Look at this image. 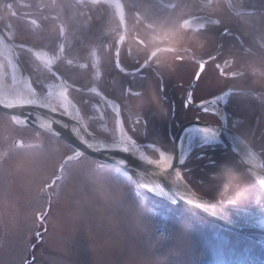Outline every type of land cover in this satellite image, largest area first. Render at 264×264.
<instances>
[{"label": "flooded vegetation", "instance_id": "1", "mask_svg": "<svg viewBox=\"0 0 264 264\" xmlns=\"http://www.w3.org/2000/svg\"><path fill=\"white\" fill-rule=\"evenodd\" d=\"M0 26L47 51L64 82L95 89L83 101L115 103L150 153H172L192 122L212 129L217 141L195 145L180 169L216 193L230 165L263 192L248 185L242 197L264 208V174L254 180L227 148L264 169V0H0ZM45 79L58 82L52 72Z\"/></svg>", "mask_w": 264, "mask_h": 264}, {"label": "rangeland", "instance_id": "2", "mask_svg": "<svg viewBox=\"0 0 264 264\" xmlns=\"http://www.w3.org/2000/svg\"><path fill=\"white\" fill-rule=\"evenodd\" d=\"M45 84L36 83L46 90ZM53 99L60 112L65 109L58 98ZM84 103L89 113L83 121L95 134L118 137L111 111L105 117L94 100L85 97ZM137 104L144 108L143 102ZM14 139L21 142L20 147L12 145ZM198 144L187 145L185 155ZM143 150L141 158L160 159V151ZM70 156L65 144L18 127L0 114V264H264L253 250L238 249V239L205 242L206 236L193 228L149 210L111 169L95 170L85 158L68 160ZM194 177L190 183L195 191L217 203V192H209ZM171 180L176 184L174 177ZM247 187L259 196L263 193L250 181ZM253 200L241 196L232 208L256 209L257 200ZM35 212L42 213L41 233L36 231ZM31 237H36L33 251Z\"/></svg>", "mask_w": 264, "mask_h": 264}, {"label": "water", "instance_id": "3", "mask_svg": "<svg viewBox=\"0 0 264 264\" xmlns=\"http://www.w3.org/2000/svg\"><path fill=\"white\" fill-rule=\"evenodd\" d=\"M0 40L6 45H9L12 50V57L15 64L19 67L21 74L22 69L13 52L14 43L5 35L0 28ZM0 112L7 114L12 120H17L23 125L45 132L48 135L54 136L69 146L75 148L79 152L97 158L100 161L118 166L127 172L142 189H145L141 183L140 177L144 176L153 186L160 191L162 195L158 197L172 205L187 209L196 213L200 217L214 222L224 229H228L240 234H243L256 242L264 239V232L258 231L255 228L234 225L220 215L213 214L202 207L206 205L213 207L211 202L198 197L192 193H183L174 188L169 182V174L177 167L176 160L178 157L177 148L174 149L173 161L167 167H158L144 163L139 158H134L123 147L117 149L112 143L103 141L102 139L92 135L86 131L78 118H71L68 115L59 114L51 109L29 104L8 105L0 100ZM99 141V144L105 148H97L89 145V141ZM237 159L238 156L235 154ZM240 161V160H239ZM244 168L246 166L243 164ZM225 212H233V210L220 208ZM257 213L248 214V219H253Z\"/></svg>", "mask_w": 264, "mask_h": 264}, {"label": "bare ground", "instance_id": "4", "mask_svg": "<svg viewBox=\"0 0 264 264\" xmlns=\"http://www.w3.org/2000/svg\"><path fill=\"white\" fill-rule=\"evenodd\" d=\"M6 52H3V54H5ZM38 58L41 60V61H45L46 59H47V56L44 54V53H42V52H40L39 54H38ZM7 59L8 60H10V58H9V56L7 55ZM9 64H10V66L9 67H11L12 69H16V67H15V65H14V63L13 62H9ZM1 67H3L2 66V64H0V94L1 95H3V99H4V101L5 102H8V103H12V102H19V101H21V100H23L24 101V103H32V102H39L40 104H44V105H46V106H50V103H46V102H44V101H42L41 99L42 98H40V97H35L34 95H33V93H32V89H31V87H30V85H29V83H28V81H27V79L26 78H20L19 77V74H18V72L17 71H14L13 70V77L15 78V79H18L21 83L18 85V86H15V85H10V86H8L6 83H5V78H6V75L4 74V71L1 69ZM62 93H63V91L62 90H58V91H56V90H50V95L52 96V97H59V98H61L62 97ZM68 105H66V109H67V111H68V113H72V116L73 117H77L78 118V115L75 113V110H74V108L73 107H70V103H67ZM115 109L113 110V112H111L110 113V116L112 117V118H114V120H117V119H120V115H119V112H117L118 111V106H115L114 107ZM105 115H109V113L108 112H106V113H104ZM118 121V120H117ZM192 125H196V126H199V127H201L200 126V124L199 123H197V122H192V123H190V124H187V126H192ZM201 125H203V124H201ZM203 127H207L206 125H203ZM207 128H209V127H207ZM180 136V135H179ZM179 136H178V144H177V148H178V156L180 157V159H181V153H182V150L184 149V148H186V146H187V143H186V141L185 142H183V144H181L180 142H179ZM116 137H117V135H116ZM116 137H114L113 138V140H116ZM117 139L118 140H120L121 139V143H116V145H114L117 149H119V148H121L122 147V143H124L125 141L124 140H128V137L126 136V133L121 129V130H119V132H118V137H117ZM198 140H196V142H197ZM89 143V145H95V144H98V143H100L99 141H89L88 142ZM198 143H199V141H198ZM210 144V143H209ZM208 145V144H207ZM97 148H105V146L104 145H102V144H99L98 146H97ZM240 151V150H239ZM173 152H174V147H173ZM130 153V155L132 156V157H136V158H141L140 157V153H139V151H131V152H129ZM190 154V153H189ZM188 154V155H189ZM138 156V157H137ZM168 157V156H167ZM184 159H185V155H184V157H183ZM251 158H252V156H251ZM141 160L144 162V163H146V164H149V165H152L153 163L151 162V161H149V160H146V159H143V158H141ZM252 160H253V158H252ZM254 161V160H253ZM188 174L190 173V172H187ZM195 176V175H194ZM141 180H142V182H143V184H144V186H145V188H146V190L149 192V193H151V194H155V195H162L163 196V194H161L160 193V191H158L155 187H153L152 185H151V183L145 178V177H141ZM177 184V183H176ZM174 187L175 188H177V189H179L180 188V186H179V184H177V185H174ZM206 207V209H208V210H210L212 213H214V214H216V215H219V214H221L222 216H224V217H226L227 218V220L230 222V223H232V224H234V225H238V224H242V225H246V223L244 222L245 221V217H244V215H243V213H241V212H238V211H234V212H232V213H220L218 210H216L215 208H213V207H207V206H205ZM250 226H254V225H250Z\"/></svg>", "mask_w": 264, "mask_h": 264}, {"label": "clouds", "instance_id": "5", "mask_svg": "<svg viewBox=\"0 0 264 264\" xmlns=\"http://www.w3.org/2000/svg\"><path fill=\"white\" fill-rule=\"evenodd\" d=\"M219 175L224 178V182L217 191L216 202L225 205L236 203L245 193L247 178L227 164L221 166Z\"/></svg>", "mask_w": 264, "mask_h": 264}, {"label": "snow or ice", "instance_id": "6", "mask_svg": "<svg viewBox=\"0 0 264 264\" xmlns=\"http://www.w3.org/2000/svg\"><path fill=\"white\" fill-rule=\"evenodd\" d=\"M198 79V77H197ZM192 102L191 99V93L188 95V99L185 102V107L188 106ZM204 102L202 101L200 105H202ZM214 103V101H213ZM199 105V106H200ZM175 139V138H174ZM198 140L199 144L207 145L209 143H214L217 141V136L213 134L212 129L207 127H199L196 125L188 126L182 129L181 134L179 136V142L183 144V142L186 141L187 145L190 146L194 141ZM189 149L185 148L182 150L181 153V159L180 163L183 164L184 161V155ZM166 160L173 161V157H167L163 151L160 153V159L156 162L158 165H162L164 167H167V164H165ZM264 166V165H262ZM181 176V173H177V178Z\"/></svg>", "mask_w": 264, "mask_h": 264}]
</instances>
